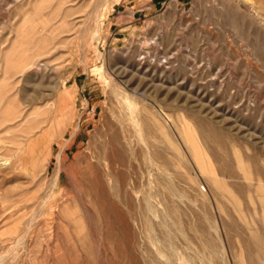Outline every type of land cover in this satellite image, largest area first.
I'll return each instance as SVG.
<instances>
[{
  "label": "rangeland",
  "instance_id": "rangeland-1",
  "mask_svg": "<svg viewBox=\"0 0 264 264\" xmlns=\"http://www.w3.org/2000/svg\"><path fill=\"white\" fill-rule=\"evenodd\" d=\"M149 1L0 0V264H264V0Z\"/></svg>",
  "mask_w": 264,
  "mask_h": 264
},
{
  "label": "crops",
  "instance_id": "crops-1",
  "mask_svg": "<svg viewBox=\"0 0 264 264\" xmlns=\"http://www.w3.org/2000/svg\"><path fill=\"white\" fill-rule=\"evenodd\" d=\"M131 1H128V3L127 4H129ZM149 4H151L152 5V1L150 0L149 1ZM153 6V5H152ZM132 7H134V6H132ZM127 9H128V7H126ZM146 9H149V8H146ZM131 11V14H132V18L134 19L135 17V15H136V13L138 12V11H141V9H139V8H132V9H130Z\"/></svg>",
  "mask_w": 264,
  "mask_h": 264
},
{
  "label": "bare ground",
  "instance_id": "bare-ground-1",
  "mask_svg": "<svg viewBox=\"0 0 264 264\" xmlns=\"http://www.w3.org/2000/svg\"><path fill=\"white\" fill-rule=\"evenodd\" d=\"M58 158V157H57ZM105 160H107V161H111L112 160V156L111 155H109V156H105V158H104ZM61 160V159H60ZM58 162H59V160H57ZM32 162V161H31ZM62 162V161H61ZM37 163V162H36ZM34 164V163H33ZM35 165V164H34ZM37 165V164H36ZM39 165V164H38ZM36 167V166H35Z\"/></svg>",
  "mask_w": 264,
  "mask_h": 264
},
{
  "label": "built area",
  "instance_id": "built-area-1",
  "mask_svg": "<svg viewBox=\"0 0 264 264\" xmlns=\"http://www.w3.org/2000/svg\"><path fill=\"white\" fill-rule=\"evenodd\" d=\"M88 114H91V115L94 114V109L91 108V109L89 110V113H88Z\"/></svg>",
  "mask_w": 264,
  "mask_h": 264
}]
</instances>
